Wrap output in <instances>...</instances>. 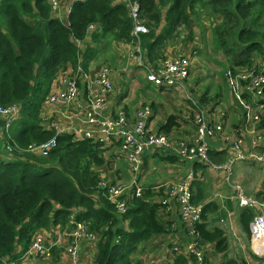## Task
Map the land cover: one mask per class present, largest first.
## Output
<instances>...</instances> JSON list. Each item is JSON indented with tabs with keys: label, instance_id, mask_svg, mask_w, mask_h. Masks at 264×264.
Instances as JSON below:
<instances>
[{
	"label": "trees",
	"instance_id": "obj_1",
	"mask_svg": "<svg viewBox=\"0 0 264 264\" xmlns=\"http://www.w3.org/2000/svg\"><path fill=\"white\" fill-rule=\"evenodd\" d=\"M127 2L137 3L139 17L148 30L136 38L131 35L134 20ZM127 2L73 1L68 20L63 22L53 16L47 0H0V107L15 105L19 110V116L2 131L0 264L24 261L21 256L36 233L66 224L73 209H78L75 219L98 237L91 264H142L137 257L139 246L173 230L153 199L152 185L142 186L139 196H129L123 214L116 212L104 191L98 189L100 172L96 169L107 164V146L90 138L74 139L70 133H57L43 125L42 104L52 81L68 66L75 68L79 59L87 70L106 35L132 47L138 45L140 64L153 69L167 57V45L179 38L182 28L188 40L193 38L192 16L201 4L219 19L214 26V44L227 67L250 66L254 57L264 61V0ZM90 24L96 29L82 48L79 42L86 38ZM176 126L177 116L170 114L158 131L168 132ZM52 137L56 143L46 156L28 151L31 144ZM208 153L216 163L227 158L226 151L210 148ZM160 158L177 161L174 156ZM193 168L206 165L194 162ZM193 187V202L202 203L201 218L194 227L203 249V244L212 243L214 252L222 254L221 264H247L242 258L228 256L225 231L209 226L208 216L218 204L206 200L203 181L195 179ZM255 214V207H239V226L249 237V223ZM173 254L171 264L197 262L193 254ZM52 258L57 260L54 248ZM206 262L204 253L203 264Z\"/></svg>",
	"mask_w": 264,
	"mask_h": 264
},
{
	"label": "built area",
	"instance_id": "obj_2",
	"mask_svg": "<svg viewBox=\"0 0 264 264\" xmlns=\"http://www.w3.org/2000/svg\"><path fill=\"white\" fill-rule=\"evenodd\" d=\"M47 1L54 13L60 11V0ZM127 3L129 13L134 20L131 35L136 38L148 30L144 20L139 17L137 3ZM95 29V24L88 26V32ZM133 47L132 55L140 63V48L138 45ZM189 66L190 61L185 56L166 57L157 63L156 68L147 69L145 77L155 86L177 88L188 76ZM77 76H81L85 81V88L82 90L79 87ZM224 76L231 86L236 100L245 111L246 120L251 124L245 130L247 135L244 137L229 138L228 136L226 138L231 154L221 163L210 161L208 140L215 138L218 133H223L222 125L217 122H209L201 109L196 111L193 116L195 125L193 140L184 137L174 139L164 131L150 132L146 127L148 117L152 113L148 105L138 108L132 118H129L122 109H117L114 114L108 116L106 112L109 111L114 85L111 69L106 64H102L94 74H90L78 62L74 73L63 75V88L57 92L48 93L45 101L62 108L66 115L70 112L76 118V112L79 114L82 123L72 127L73 138H90L100 141L104 146L118 143L119 151L124 155L134 174V179L130 184H124L100 177L98 182V189L104 191L107 198L114 204L118 214L121 215L126 211L129 196L141 195L143 185L138 184L137 178L142 172L144 155L158 157L169 155L175 156L180 161L197 160L207 163L213 170L222 171L224 182L235 191V198L240 206L256 207L259 210L249 223V231L254 253L263 255L264 211L262 209H264V200L258 201L245 194L242 185L236 181L233 182L231 176L232 165L236 161H255L264 167V128H260L261 121L264 122V61L259 60L250 66L227 67ZM243 93L252 97L253 105L247 103ZM18 116L19 110L15 105L0 107V118L4 120L1 132L7 130ZM48 127L57 133H69L71 128L66 124L57 123L55 120L50 121ZM247 137L248 139H246ZM55 143V138L52 137L45 142L31 144L28 151L46 156ZM198 175L196 171L190 169L179 179L164 180L153 185L151 189L155 193L153 199L160 204V213L166 215L176 212L184 226L185 233L189 236V240L184 243L173 241L170 246L171 251L177 253L184 247L186 252L195 255L196 264H203L204 250L194 227L195 223L200 221L202 203L196 204L192 200L193 181L198 178ZM77 213L78 209L72 210L68 219V224L72 228L68 251L75 259L79 240L82 237L91 240L95 238V234L87 230L84 222L75 219ZM54 246V242L45 241L36 234L21 258L24 260L31 257L49 258Z\"/></svg>",
	"mask_w": 264,
	"mask_h": 264
},
{
	"label": "crops",
	"instance_id": "obj_3",
	"mask_svg": "<svg viewBox=\"0 0 264 264\" xmlns=\"http://www.w3.org/2000/svg\"><path fill=\"white\" fill-rule=\"evenodd\" d=\"M73 1L74 0H60V11L53 12V16L63 22H67L69 9ZM115 2H127V0H115ZM218 20V17H213L208 14L201 4H197L191 23L193 38L188 40L187 35H185L186 32L182 28L179 38L175 41L169 42L167 45L165 52L167 57L177 58L185 56L190 61L189 74L182 81L181 86L177 88L155 86L148 82L145 77L147 68L138 63L136 58L132 55L134 50L132 45L115 41L113 40L112 35H106L103 42L99 45V51L96 58L91 61L87 68V71L90 74H94L102 64H106L111 69L114 92L111 95L109 111H107L106 114L110 116L114 114L117 109H122L129 118H132L138 108L148 105L150 106L152 113L148 117L146 127L150 132H160L158 131V127L165 122L167 116L173 114L177 116L178 126L173 127L166 133H169V135H171L170 137L174 139L184 137L193 140L195 134L193 116L196 111L201 109L209 122L221 123L223 129L222 134L218 133L215 138L208 140V150L212 148L218 151H226V156H229L231 151L228 149L226 138L228 136L229 138L244 137L247 135L245 130L250 127L251 123L246 120L245 111H243V108L236 100L231 86L225 79L224 71L227 66L224 63V60L219 58L216 62V59L212 58L215 59L216 63L209 64V62L204 59L206 55L208 56L211 54V49L215 50L214 26ZM90 33L91 32L87 33L86 38L80 42L79 45L82 48H84L85 44L89 42ZM216 51L218 52V50ZM78 62L81 64L80 59ZM197 68H200L201 71L206 73V80H195L198 70ZM74 72L75 68L70 66H68L66 70L59 72L51 84L49 93L61 90L63 88V75ZM77 78L79 80V87L81 90L84 89L85 81H83L81 76H77ZM219 85L226 86L228 91L223 92L221 88L220 90H215ZM210 87L214 88L211 89ZM243 95H245L244 99L247 103L250 105L254 104L250 95L247 93H243ZM174 96H178L177 100ZM78 115L77 112L75 115L76 118L70 112L66 115L62 108L47 103L46 101L42 104L41 117L45 127L48 126L50 121L55 120L57 123L70 126L69 133L71 134L72 127L82 123L81 118ZM261 122L260 128H264L263 120ZM74 139L80 138L74 137ZM246 139H248V137ZM3 142V133L0 132V155H2V149L4 148ZM117 144L107 146V149L104 151L106 165L109 166L108 174H106L108 177L107 180L130 184L134 179V174L131 172L124 155L119 151ZM160 157L144 155L142 172L137 178L138 184L143 186H153L164 180H176L182 177L190 169L199 174L197 179L202 178L205 172H209L212 174V177L217 176L223 180L222 171L213 170L207 163L199 162L197 160L180 161L175 156L174 157L177 161L170 162L161 159ZM210 161L212 160L210 159ZM194 162L206 165V168L195 170L193 168ZM240 162V164L238 163L239 165L237 164L235 171L240 167L242 168V165L249 161ZM255 163L262 167L264 171V167L261 164L258 162ZM96 170L100 172V177L105 178L104 176H101L102 167H99ZM236 182L240 183L239 181ZM259 189L260 188H257L254 192L255 197H259V195H262L264 192L263 189H260L259 192ZM207 195L209 196L208 193ZM219 197L222 198V195ZM206 200L214 201L209 198H206ZM226 200L228 206L227 211H222L221 214L218 215L220 219H218V217H208L210 223L209 226H218L222 228L223 231H229V229L226 230L225 223L227 219L225 216L228 211L232 212L236 209L237 224L241 230L238 222V211L239 207L245 206H240L238 201L237 205L233 206L231 201L233 200V197H231V195L227 196ZM256 200L258 199L256 198ZM215 202L218 204L217 200ZM218 209L220 210L219 204ZM255 209L256 212L259 211L256 207ZM262 210L264 211V209ZM161 215L168 219L173 230L170 233L158 236L156 239L139 246L138 252H145L142 256L139 255V253L137 254V257L142 260V264H171L175 255L170 249L173 241L176 240L180 243H184L188 241L186 239H189V236L185 233L184 226L179 220L176 212ZM122 224L125 227L127 226L126 221ZM232 226L234 225H231V228ZM239 229L234 230L236 234ZM71 231L72 228L67 222L64 225H52L47 229L42 228L36 233L43 240L55 243L53 248L57 254L56 261L53 260L51 255L49 258L31 257L24 261L13 262L11 264H91L96 254L95 243L98 239L97 235L93 240L85 237H82L79 240L75 259L68 251ZM241 232L243 231L241 230ZM225 235L228 240L227 251L229 252V247H231L230 234L225 232ZM203 245V250L207 257V262L205 264H221L222 254L214 252V245L212 243H206ZM180 252L189 254L185 251L184 247ZM251 253L257 258H264V254L257 255L254 253L250 238L249 250L246 251L243 249L240 258L244 259L247 264H253L258 260H256Z\"/></svg>",
	"mask_w": 264,
	"mask_h": 264
},
{
	"label": "rangeland",
	"instance_id": "obj_4",
	"mask_svg": "<svg viewBox=\"0 0 264 264\" xmlns=\"http://www.w3.org/2000/svg\"><path fill=\"white\" fill-rule=\"evenodd\" d=\"M214 49V48H213ZM211 54H209L208 56H205V60H207V62L210 63H216L217 59H224L221 51H216V50H212L211 49ZM219 53V54H218ZM215 58V59H212ZM259 58V59H258ZM261 58L260 57H254V62L252 64H256ZM226 64V63H225ZM251 64V65H252ZM227 66V64H226ZM225 66V67H226ZM197 73H196V78L195 80H206V73L201 71L200 68H197ZM211 74V72H210ZM220 74V73H219ZM216 75V74H215ZM210 76V75H209ZM223 79V77H222ZM152 85V84H151ZM211 85V84H210ZM152 87V86H150ZM211 89H213L212 87H210ZM220 88L223 90V92H227L228 89L226 86H222L219 85V87H216L215 90H220ZM174 98L177 100L178 96H174ZM240 164V161H236L233 163L232 165V179L233 182L239 181L242 185L243 190L245 191V194L249 195V196H254L255 197V191L257 188L263 189L264 191V171L263 168L260 167L257 163H255L254 161H249L248 163H244L242 165V168H238L237 171L236 167L237 164ZM238 164V165H239ZM107 166V167H106ZM106 166H102V171H101V176H104L106 179H108V177L106 176V174H108V165ZM107 170H106V169ZM203 178V179H202ZM200 178L199 180L203 181V186L206 189L207 193L209 194L208 198L209 199H213L214 201H218L220 210H216L215 212L211 213L208 217H218V215L221 214L222 211H227V196L233 197L232 204L233 206L237 205V199L235 198V191L232 189V187L225 183L223 180H221V178H218L217 176L212 177L211 173H207L205 172V174L203 175V177ZM218 178V179H217ZM218 180V181H217ZM223 181V183H222ZM259 189V192H260ZM220 195H222V198L219 197ZM258 200H264V192L262 193V195H259V197H255ZM262 198V199H261ZM226 230L229 229V231H225L226 233H229V237H230V245L231 247H229V252H227L228 256L230 257H236V258H240L241 257V253L242 250H249V241H250V237L247 236L244 232H241V230L238 227L237 224V211L235 209V211L232 212H227L226 214ZM218 219H220L218 217ZM220 223V222H219ZM218 223V224H219ZM231 225L232 226L231 228ZM237 226V227H236ZM237 234L234 230H238ZM234 233V234H233ZM249 237V239H248ZM243 246V248H242ZM139 255H143L145 252H138ZM137 253V254H138ZM252 254V253H251ZM253 257L258 260L253 264H264V258H257L254 254H252Z\"/></svg>",
	"mask_w": 264,
	"mask_h": 264
},
{
	"label": "water",
	"instance_id": "obj_5",
	"mask_svg": "<svg viewBox=\"0 0 264 264\" xmlns=\"http://www.w3.org/2000/svg\"><path fill=\"white\" fill-rule=\"evenodd\" d=\"M3 126H4V120L0 119V132H1V128H3Z\"/></svg>",
	"mask_w": 264,
	"mask_h": 264
}]
</instances>
